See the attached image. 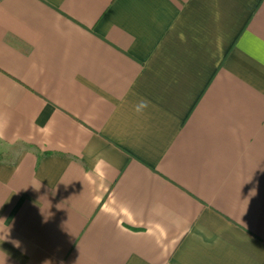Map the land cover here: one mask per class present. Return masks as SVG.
<instances>
[{"label":"crops","instance_id":"obj_1","mask_svg":"<svg viewBox=\"0 0 264 264\" xmlns=\"http://www.w3.org/2000/svg\"><path fill=\"white\" fill-rule=\"evenodd\" d=\"M0 264H264V0H0Z\"/></svg>","mask_w":264,"mask_h":264},{"label":"clouds","instance_id":"obj_2","mask_svg":"<svg viewBox=\"0 0 264 264\" xmlns=\"http://www.w3.org/2000/svg\"><path fill=\"white\" fill-rule=\"evenodd\" d=\"M147 107V102L146 101H142L138 107H137V111H140L142 108Z\"/></svg>","mask_w":264,"mask_h":264},{"label":"rangeland","instance_id":"obj_3","mask_svg":"<svg viewBox=\"0 0 264 264\" xmlns=\"http://www.w3.org/2000/svg\"><path fill=\"white\" fill-rule=\"evenodd\" d=\"M12 155H14V154H12Z\"/></svg>","mask_w":264,"mask_h":264}]
</instances>
